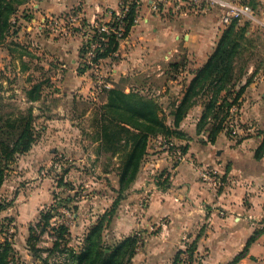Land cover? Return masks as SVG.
I'll return each instance as SVG.
<instances>
[{
  "label": "crops",
  "instance_id": "crops-1",
  "mask_svg": "<svg viewBox=\"0 0 264 264\" xmlns=\"http://www.w3.org/2000/svg\"><path fill=\"white\" fill-rule=\"evenodd\" d=\"M253 1L252 26L254 29H262L264 38V0ZM121 2L122 0H32L24 5V8H30L31 17L21 20L24 21L23 28L30 34H39L45 39L44 44H55L56 37H59L58 41L64 44L60 51L72 57L70 60L68 58L67 63L68 68L73 69L84 43V37L78 28L80 22H106L120 12ZM139 2L138 20L128 35L121 39L114 56L100 59L99 65L113 76L112 87H119L125 81L124 89L127 92L133 90L154 96L162 105V115L168 117V123L171 124L172 103H178L182 99L197 69L213 52L226 26L221 22L218 8L207 12L190 11L177 16L167 12H154L152 0ZM78 15L81 20L71 21ZM261 66L251 62L238 82L239 87L250 80L236 110L240 123L238 134H242L240 142L234 144L235 140L226 135H222L225 142L223 148L192 142L190 152L175 166L172 163L174 153L163 150L158 145L155 150L163 151L153 155L148 168L155 172L156 167L162 166L172 171L171 186L165 190L159 188L154 176H148L149 171L145 168L144 172L140 171L132 189L127 191L126 205L130 210L115 218L114 232L122 237L141 225L158 223L156 227L159 231L148 236L143 246V261L146 264H170L176 253L194 240L197 241V258L195 257L194 264H230L241 252L242 256L233 264H264V191L260 190V187H264V155L261 158L255 156L256 149L262 143L261 131L264 129V65ZM78 81L85 91L93 83L88 76ZM150 89L156 93L150 94ZM106 102L107 96L100 105L103 106ZM102 106L94 114L98 119ZM203 107L201 100L190 111L180 128L191 134L192 127L188 125L197 123ZM90 114L91 110H87L86 116ZM68 119L70 118L66 115L61 116V119L51 117L47 119L48 125L42 126L53 138H61L54 147H61L63 144L70 146L71 140L65 142V138L74 132L79 135L89 134L90 137L91 127L83 129L68 125ZM98 126V137L93 144H86L88 140L80 136L73 144L77 143L79 148L91 147L88 153H81L80 160L88 158L90 164L96 165L97 172L103 174L99 180L104 181L112 179V175L108 169H103V154L107 144L103 141L100 123ZM215 150L219 155H215ZM195 152L203 159L202 166L194 163ZM211 165L225 172L228 178L227 188L219 191L214 184L212 186V181L203 173L206 166ZM117 170L119 177V168ZM143 200L146 203L141 207ZM252 237L255 238L252 240ZM138 260L139 256H136L134 264H139Z\"/></svg>",
  "mask_w": 264,
  "mask_h": 264
},
{
  "label": "rangeland",
  "instance_id": "rangeland-1",
  "mask_svg": "<svg viewBox=\"0 0 264 264\" xmlns=\"http://www.w3.org/2000/svg\"><path fill=\"white\" fill-rule=\"evenodd\" d=\"M248 3L253 6L255 1L249 0ZM31 13L30 8L26 9L22 6L17 13V19L12 21L18 28L17 34H12L11 32L2 40L3 42H0V97L3 100L1 102L4 107L3 109L5 112L12 110L25 112V109L29 105H32L33 113L36 117L34 125L37 133L35 144L30 151L19 157L16 169L11 172L10 177L1 188V194L14 201L11 207L0 212V225H6L4 223L5 218H12L15 228H12L11 231H15V247L22 261H24V264H42L30 252L28 247L30 226L36 222L40 211L55 202L56 194L60 195L57 198V200L60 199V203L58 202L59 206L63 204V199L71 195L74 198L73 202L68 203L66 208H61L60 212L66 215L68 210L70 211H68L69 213H73V207L78 209L77 217H68L66 215L64 218L67 219L70 225L72 234L71 245H81L88 232V228L97 221L99 215L111 209L115 200L119 197L117 192L119 188L117 168H120L124 156L123 154L118 155L113 154L111 151H104L103 169H108L112 175L110 176L112 179L107 178L104 181L99 180L103 177V174L97 172L96 165L90 164L88 158L84 161L80 160L82 158L81 153H88L91 147L83 148L81 146L79 148L77 143L73 144V141L79 140V136L82 139L86 138L88 140L86 144L88 145L93 144L97 140L100 119L95 117L94 114L96 109L98 111L99 106H102L100 103L106 97L107 90L112 87L113 76L106 69L100 67V65L97 66L95 63L89 62L88 48L85 41L83 43L84 52L80 51L77 64H74L73 69L68 68L67 61L72 57L60 51L63 50L64 44L62 41H58L59 37H56L57 41L55 44H44L45 39L38 36L39 34L32 35L28 30L23 28L24 21L21 19H28L29 16L31 17ZM245 21H250V27L247 32L248 38L244 41L241 54L238 57L239 63L247 67L251 62L263 66V30L260 28L254 29L251 19L243 18L239 20V23H244ZM54 28L57 27L54 26ZM91 33L94 32L92 31ZM81 69H84V71L80 72ZM84 76H88L93 80L90 89L87 91L82 90V86L78 84V80ZM36 82H42V97L39 101L32 104L27 102L26 91ZM105 83H109L110 87L105 86ZM125 83V81H122L118 86L125 88ZM149 93L155 94L156 91L150 89ZM200 102L201 99L198 100L196 105ZM194 106L192 107L193 110ZM87 110H91V114L88 117L86 116ZM63 115L70 118L67 120L68 125L72 124L83 129L91 127L92 133L90 137L89 134L79 135V133L74 132L65 138V142L71 140L70 146L63 144L61 147H54L53 145H57V141L61 140V138H53V135L48 134L42 129V126L48 125L47 119L51 117L61 119ZM233 115L234 117H232ZM230 116L231 121L226 123V128L217 135L214 142L208 140V132H205L206 128L200 134L197 133L198 121L196 124L193 122L192 126L188 125V127H192L191 134L184 130L187 133L186 137L168 138L158 136L151 139L148 154L142 163L140 171L144 172L146 168V171H149L148 176H154L155 180L158 178L162 181L166 177L162 173L166 169L168 170V168L158 166L155 172L150 171L151 168H148L151 165L150 163H152L153 155L157 152L163 150L173 152L175 156L172 159V163L175 166L182 161L177 158L178 151L183 154L189 153V147L192 142L202 146L213 145L214 148H223L225 142H223L222 135H226L228 138L235 140L234 144H237L242 140V134H238L240 123L238 122V115L233 113V110H231ZM166 120L169 122L168 117H166ZM262 135L264 138V134ZM121 143L113 145V147L115 149L127 150L128 146L124 147ZM158 145L164 149L161 151L155 150ZM217 154L218 152L215 150V155ZM116 156L117 158L115 159ZM47 157H51V159H47ZM193 157L196 165L202 166L204 164L203 159L196 155V152L193 154ZM206 167L205 171L212 181V186L215 185L214 187L219 191L227 188L228 178L225 172L219 171L213 165ZM169 172L172 175V171ZM132 186L128 191L132 189ZM260 190L264 191V187H260ZM126 193L127 191L119 199L113 220L104 231V240L109 244L120 240L124 236L118 237L115 234L113 221L119 214H126L127 210H130L126 205ZM83 195L87 197L84 198ZM145 203L146 200L141 201V207ZM157 225L158 223L141 225L133 231L134 233H138L139 237V248L135 255V257L139 256V264H146V261H143L145 257L143 246L148 236L156 234L159 231V228L156 227ZM48 231L43 232L38 243V247L41 249L40 254L45 256L49 254L46 248L52 245L51 236L48 234ZM188 248L189 246L187 245L185 248H182L183 253L180 255L177 264H194V257L190 258V253L187 251ZM194 255L197 258L195 253ZM54 259H56L55 256L52 257V261ZM134 259L131 264H134ZM173 261L174 259L170 264Z\"/></svg>",
  "mask_w": 264,
  "mask_h": 264
},
{
  "label": "trees",
  "instance_id": "trees-1",
  "mask_svg": "<svg viewBox=\"0 0 264 264\" xmlns=\"http://www.w3.org/2000/svg\"><path fill=\"white\" fill-rule=\"evenodd\" d=\"M30 1L32 0H0V42H3L2 40L11 32L17 34L18 28L12 21L17 19L20 8ZM128 2L130 8L123 17L124 34L118 37L115 33H104L106 40L97 50L93 58L94 63L102 58L114 56L121 39L128 35L135 24L140 2L139 0ZM249 27L250 21L239 23V19H236L223 29L215 49L206 62L197 69L182 99L173 104L171 124L162 115V105L154 96L133 90L127 92L124 88L117 86L107 90V102L101 107L100 127L103 141L107 144L105 150L124 156L119 168V188L117 189L119 197L112 208L99 215L97 221L88 228L81 245L75 246L71 245L72 234L70 225L64 218L66 215L60 212L61 208H66L74 198L71 195L67 196L62 200L63 204L59 206L60 199L57 200V198L60 195L56 194L55 202L43 208L36 222L30 226L28 247L42 264L132 263L139 248L138 233L132 232L112 244L104 240V231L113 220L119 199L136 181L142 163L148 154L151 139L158 136L168 138L187 136L180 126L199 99L203 100L204 107L198 119L197 133L200 134L206 128L208 140L214 142L217 135L226 128V123L231 121L232 108L241 104L242 94L250 82L247 80L244 85L237 87L247 67L239 63L238 57L244 41L248 38ZM97 33L96 30L95 37L98 36ZM81 52H84V46ZM82 71L84 69L80 70ZM42 87V82L31 85L26 91L27 102L33 104L39 101L42 97ZM2 101L0 97V212L11 207L14 201L1 194L2 186L10 177L11 172L15 170L19 157L30 151L37 139L33 106L29 105L25 112L14 110L5 112ZM261 132L264 134V129ZM120 142L124 147L127 145L128 149L113 147ZM263 155L264 138L255 152L257 158ZM162 175L166 177L162 181L156 178V183L159 188L165 190L171 186V174L166 169ZM73 208V216H77L78 209ZM4 223L6 225H0V264H24L15 247V231H11L15 228L12 218H5ZM44 231H48L52 241V245L46 248L49 251L46 256L40 254L41 249L38 247L40 236ZM254 238L252 237V240ZM196 249L197 241L194 240L187 249L190 258L194 257V261H196L194 255ZM182 253L180 249L172 264L178 263ZM242 254L243 252L236 256L230 264L236 263ZM53 256L56 259L52 261Z\"/></svg>",
  "mask_w": 264,
  "mask_h": 264
},
{
  "label": "built area",
  "instance_id": "built-area-1",
  "mask_svg": "<svg viewBox=\"0 0 264 264\" xmlns=\"http://www.w3.org/2000/svg\"><path fill=\"white\" fill-rule=\"evenodd\" d=\"M151 7L154 12H167L177 16L185 15L190 11L207 12L212 8H218L220 10L221 22L225 26L229 25L236 19H252L254 17V9L250 4L241 3L236 0H152ZM129 8V2L122 0L120 12L114 14L110 20L102 23L97 21L92 23H84V21L80 22L78 28L87 44V53L90 63L94 64L93 58L95 57L97 50L102 47V42L106 40V37L103 35L104 33H115L118 37H122L125 31V21L123 17L126 15ZM79 19L80 16L78 15L73 17L71 21ZM137 20L138 19L136 18L135 22ZM96 30L98 32L97 37L94 36ZM92 31L94 33H91ZM95 65L98 66L99 62L95 63ZM105 86L110 87V84L105 83ZM232 110L233 113H236L237 107H233ZM171 144L173 143L171 142ZM177 154L178 159L183 160L185 158V154L180 151H178ZM205 170L203 173L209 178ZM68 211L66 212V215L68 217L73 216L74 213H69L70 211Z\"/></svg>",
  "mask_w": 264,
  "mask_h": 264
}]
</instances>
